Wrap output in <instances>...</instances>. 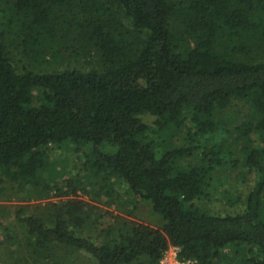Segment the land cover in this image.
Returning a JSON list of instances; mask_svg holds the SVG:
<instances>
[{"label":"trees","instance_id":"trees-1","mask_svg":"<svg viewBox=\"0 0 264 264\" xmlns=\"http://www.w3.org/2000/svg\"><path fill=\"white\" fill-rule=\"evenodd\" d=\"M77 51L98 68H70ZM234 101L250 113L227 140ZM69 147L89 149L74 185L49 158ZM240 170L256 177L241 210L198 205ZM86 182L109 199L125 186L159 229L114 219L98 230V211L66 201L16 213L34 250L160 264L170 247L179 261L264 264V0H0V193L63 198Z\"/></svg>","mask_w":264,"mask_h":264},{"label":"rangeland","instance_id":"rangeland-1","mask_svg":"<svg viewBox=\"0 0 264 264\" xmlns=\"http://www.w3.org/2000/svg\"><path fill=\"white\" fill-rule=\"evenodd\" d=\"M110 8L111 13L107 16H113L117 21L119 16L116 10L113 7ZM119 20L124 25H127L124 19ZM67 53L65 54L64 62H68L70 68L81 69L83 72L98 68V59L92 51L87 53L77 51L75 56H72L71 53L69 56V52ZM255 56V53H251L246 57L254 58ZM241 58L244 59L243 57ZM254 59L257 58L255 57ZM16 60L21 61L18 58ZM66 63L61 67H65ZM41 69L48 70L49 67L42 66ZM249 113L248 107L240 101H234L231 107L225 111V115H223V118L221 117V120L226 124L225 128L230 131V135L226 137L227 140H237L238 133H236L235 129H238L243 122L247 121ZM219 136H223L222 133ZM219 141L220 139L217 137L215 142ZM88 151L87 147L79 148L77 151H75L74 147H69L61 151H51L49 158L56 163V170L63 175V180H68L74 185L76 176L77 178L78 175L80 176L78 170L84 162L83 155L88 154ZM236 173L231 172L225 174V176L223 175L220 178V181H223L222 185L217 182L213 183L212 189L217 187V190L216 192L212 191L211 200L209 202L201 201L198 205L205 208L210 214L221 216L232 215L241 210L244 203L243 198L255 184L256 177L255 175H247L246 170H240L239 174L245 177L242 180L241 176H236ZM59 182H61V179H59ZM89 184L90 182H86L82 187L75 186V194L63 198H56L54 193L40 198L38 196H41V194H33L34 191L30 190V188H25L20 192L13 187L0 193V264H95L94 260L89 256L61 246L48 247L47 250L43 251L34 250L31 246V240L28 239L23 227L15 219L16 213L39 215L50 210L53 205L66 201L82 202L88 208L98 211L97 214L103 217L100 220L98 230L113 223L114 219L136 222L159 229L160 222L158 217L152 215L148 205L134 201L126 191L125 186H116L114 194H111V199H109L100 190L92 189L91 185L93 184H90V186ZM92 236L96 237L97 233L95 232ZM174 251L173 248L169 247L166 251L167 258H171L173 253H175Z\"/></svg>","mask_w":264,"mask_h":264},{"label":"built area","instance_id":"built-area-1","mask_svg":"<svg viewBox=\"0 0 264 264\" xmlns=\"http://www.w3.org/2000/svg\"><path fill=\"white\" fill-rule=\"evenodd\" d=\"M175 250L171 258H167L166 253L164 254L162 260L160 261V264H196L193 261H179L177 259V250ZM170 257V256H169ZM170 260V261H169Z\"/></svg>","mask_w":264,"mask_h":264}]
</instances>
